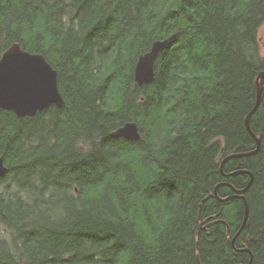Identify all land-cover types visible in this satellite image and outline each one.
<instances>
[{"label": "trees", "instance_id": "obj_1", "mask_svg": "<svg viewBox=\"0 0 264 264\" xmlns=\"http://www.w3.org/2000/svg\"><path fill=\"white\" fill-rule=\"evenodd\" d=\"M263 24L264 0H0V56L16 41L43 53L65 99L0 107V264H264V90L259 149L221 172L257 148ZM132 120L140 140L112 136ZM241 170L234 247L245 200L218 197L248 185Z\"/></svg>", "mask_w": 264, "mask_h": 264}, {"label": "water", "instance_id": "obj_2", "mask_svg": "<svg viewBox=\"0 0 264 264\" xmlns=\"http://www.w3.org/2000/svg\"><path fill=\"white\" fill-rule=\"evenodd\" d=\"M167 43L168 39H157L153 41L148 51L139 56L134 70L135 81L139 86L148 85L155 80V63L159 54L164 51ZM256 82V101L253 109L246 117V126L252 137L255 139L257 148L247 153H233L227 155L221 163L222 173L224 171L225 164L229 160L254 154L260 147V138L252 128L251 116L259 108L262 100L264 90V69L259 71ZM64 103L65 99L58 84V70L53 67L47 57L43 53L31 52L25 49L18 41L9 45L0 56V107L4 110L14 112L19 118H23L27 116H34L51 105L62 107ZM112 136L124 137L128 140H140L142 138V133L138 122L132 120L127 121L118 129L114 130L112 132ZM7 172L8 167L5 164L4 157L1 156L0 177H4ZM232 174H249L251 176V180L244 189L237 190L232 187L239 195L219 198L217 196L218 187L221 185H229L227 183L217 185L214 191L220 201H225L232 197H240L245 200L244 221L241 228L232 239V244L235 247L236 239L242 232L248 219L249 208L244 193L248 190L252 183L253 174L249 170L236 171ZM213 196L214 195L212 194L209 197ZM216 223H224L227 225L225 220H214L208 223L206 227ZM228 233H230L229 226ZM237 250L251 253L248 248ZM248 264H251V260Z\"/></svg>", "mask_w": 264, "mask_h": 264}, {"label": "rangeland", "instance_id": "obj_3", "mask_svg": "<svg viewBox=\"0 0 264 264\" xmlns=\"http://www.w3.org/2000/svg\"><path fill=\"white\" fill-rule=\"evenodd\" d=\"M260 36L264 40V24H263V26L260 29Z\"/></svg>", "mask_w": 264, "mask_h": 264}]
</instances>
